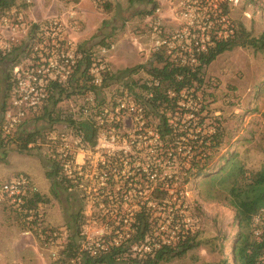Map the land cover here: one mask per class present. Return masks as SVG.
I'll return each instance as SVG.
<instances>
[{
	"label": "trees",
	"instance_id": "trees-1",
	"mask_svg": "<svg viewBox=\"0 0 264 264\" xmlns=\"http://www.w3.org/2000/svg\"><path fill=\"white\" fill-rule=\"evenodd\" d=\"M136 2L151 7L136 12L134 16L151 17L157 10V3L153 0H128V6L132 7ZM14 5L15 0H0V13ZM104 8L107 10V5ZM222 13H227L225 8ZM39 26L34 25L33 28L38 29ZM200 30L203 34L198 32V40L208 33L210 43H198L196 46L192 43V54L181 53V57L172 58V52L168 53L166 45H162L150 55L146 64L115 73L102 70L100 84H95L90 75L92 62L89 57L79 59L73 75L65 83H48L47 96L38 106L41 113L29 110L30 116L27 117V113L9 133L3 130L4 114L8 101L16 92L17 76L21 77L26 71L19 67V56L23 54L26 58L30 46L21 42L10 51L0 50V63L10 64L6 71L1 72L0 148L10 142L19 152H29L46 144V134L37 129L27 131L22 128L29 118L37 121L48 119L50 125L62 123L83 146L95 148L100 128V119L97 118L105 105V99L100 98L101 91L113 81L122 82V88L117 90L118 98L134 101L141 112L137 124L141 138L150 131L154 135L150 143L148 137L145 141L137 138L133 155L121 151L114 156H106L103 164L96 168L103 176L101 185L100 182L93 184L91 180H84L83 175L76 172L66 175L55 153L45 175L56 191L77 190L81 206L62 226L66 238L51 264H160L184 256L199 245L197 231L184 228L181 221L184 213L190 212L185 187L192 179L201 176L207 178L205 183L209 187L216 188L214 195L209 192L207 197L222 200L233 209L238 229L232 239L231 260L225 258L219 264H264V160L257 170L251 171L240 163L236 154H220L226 133L208 109V95L200 89L204 85V69L217 56L236 46L264 52V34L258 39H249L241 29L226 39L217 38L219 29L215 22L200 26ZM110 36L112 33L100 41L106 48L109 45L103 42ZM15 67L19 68L18 73L13 72ZM138 70H143L149 79L144 82L130 80ZM77 74L87 78L89 86L85 91H80L77 81L72 79ZM77 93L93 96V105L81 106L78 117L70 114L53 116V111H48V104L54 107L62 99ZM206 119L217 121V126L212 132L207 129L209 132L203 134ZM4 202L26 222V228L39 243L54 239L53 234L58 229L50 228L44 222L45 205L49 203L47 196L38 191L29 193L23 206L26 212L6 200ZM89 203L96 208L102 206L93 216L107 227L98 246H89L83 235L84 212ZM112 239L117 242L107 244ZM146 246L149 252H143V249L140 253L133 251Z\"/></svg>",
	"mask_w": 264,
	"mask_h": 264
},
{
	"label": "rangeland",
	"instance_id": "rangeland-1",
	"mask_svg": "<svg viewBox=\"0 0 264 264\" xmlns=\"http://www.w3.org/2000/svg\"><path fill=\"white\" fill-rule=\"evenodd\" d=\"M153 1L157 3V10L153 16L145 17L134 14L146 11L151 6L136 2L130 7L128 0H15L10 10L0 13V50L10 51L21 42L27 43L30 46L29 55L26 58H23V54L19 56V67L23 71L44 64L50 57L48 55L58 50L71 54L72 75L76 61L85 56L91 60V68L101 67V71L115 73L146 64L158 47L160 37L176 32L185 33L187 19L192 21L194 31L205 23L203 14L213 12L211 5H214V9L220 8L218 14L225 8L227 13L221 15L227 17L229 29L233 32L243 29L249 39H258L264 34V0H237L230 5L224 0ZM104 5H107V10ZM184 14H187V18H184ZM54 22L58 25L55 30L51 28ZM13 25H18L16 31L10 29ZM34 25L40 26L34 29ZM156 27H159L161 34L156 32ZM111 33L112 36L103 42L109 45L106 48L100 41ZM9 65L0 63V111L1 72L6 71ZM83 77L77 74L72 78L74 82L77 81L80 91H85L89 86L87 78ZM129 79L144 82L149 77L143 70H138ZM203 79L204 85L200 89L208 95V109L226 133L220 154H236L247 169L257 170L264 160V52L236 46L217 56L204 69ZM121 88L122 82L113 81L101 91L100 98L105 99V105L99 110V113H103L99 120L98 144L93 150L79 151L77 161L80 165L84 166L86 161L96 165L106 153L128 151V140L132 141L138 134L132 117L124 112L120 115L118 108H115L119 97L117 90ZM199 99L202 100L201 95ZM92 100L90 93H77L62 99L54 107L48 104V111H53V116L70 114L78 117L80 107L93 105ZM11 101L12 97L6 111L14 114L16 109ZM31 111L41 113L42 109L38 110L37 107ZM29 112L27 117L30 116ZM216 122L206 119L203 134L209 132L207 129L212 132L217 126ZM22 128L27 131L37 129L46 134V144L29 152H19L10 142L0 148V185L19 173L27 175L37 191L49 198L44 209V222L50 228H57L58 232L52 241L39 243L26 228V222L0 198V264H51L66 238L62 226L80 208L81 199L77 190L56 191L45 172L60 147L62 137H66L70 145L76 138L64 124L50 125L48 119L37 121L29 118ZM94 174L98 178L96 172ZM206 180L201 176L192 179L185 187L186 203L190 207V212L185 214V223L192 227V231H197L199 245L180 258L160 264H219L225 258L231 260L232 239L238 231L234 211L226 202L207 197V193L213 194L216 188L209 187ZM91 211L90 207L85 208L86 221L83 226L84 235L89 241L102 234L100 224L90 219ZM39 238L44 240L42 236Z\"/></svg>",
	"mask_w": 264,
	"mask_h": 264
},
{
	"label": "built area",
	"instance_id": "built-area-1",
	"mask_svg": "<svg viewBox=\"0 0 264 264\" xmlns=\"http://www.w3.org/2000/svg\"><path fill=\"white\" fill-rule=\"evenodd\" d=\"M224 2L227 5H230V3L235 4L237 0H224ZM218 9L219 8L214 9V5H211V10L213 12L206 11L203 14V16L205 17V23L200 24L199 27L196 28L194 31H193L192 21H190V19H187L185 33L176 32L175 34H170L160 37V40L157 41L158 47H156V49H158L162 45H166L168 53L172 52V56H171L172 58L181 57V53H186L189 55L192 54V46H191L192 43L194 44V46H196L198 43H200L201 45L210 43V37L208 33L203 37L201 36V39L198 40V32L200 31L203 34V30H200V26H203L206 23H208V25H211L212 23L215 22L218 25L219 30L216 32L217 38H222V39L228 38L230 35L233 34V31L232 29H229L231 27L229 25L227 17H225L224 15H219ZM183 16L184 18H187V14H184ZM209 17H211L212 20H209ZM4 22L6 23L7 21L4 20ZM51 25L53 26L51 27L53 30L57 29L58 25L56 22L52 23ZM17 28L18 25H13L10 29L12 31H16ZM224 28L226 29L228 28L227 31L224 30ZM155 30L157 33L161 34L160 32L161 30L159 29V27H156ZM201 47L203 49V46ZM48 56L50 57L47 58L44 64L35 65L33 69L26 70L25 74H23L21 77L20 76L18 77L16 93H15L17 96H15L11 101V105L15 107L16 111L14 114H12L8 110L5 111L4 124H3V130L5 131V133H9L13 131L14 128L22 121V119H24L27 111L35 110L41 103H43V100L47 96V86L49 82L57 81L58 83H65L68 80V78L71 77L72 74L70 73V69L73 61L70 53L66 51L57 50L55 53L51 52ZM18 72H19V68L15 67L14 73H18ZM89 72L93 76L94 83L100 84L101 67L90 68ZM116 103L117 104L115 108H118L120 115H122L123 112L127 113L130 117H132V120H134L135 122V128L138 134H136V137L132 141L128 140L127 146L129 150L128 151L119 150L113 153H106L103 155V159L101 161H98L96 165H91L90 161H86L85 165L83 166L80 165V163L77 161V156L79 154V151L82 152L89 149L93 150L97 147V145L95 148L85 147L80 143V139H78L77 137H75L76 140L74 141L73 145H70V142H68L66 137L63 136L61 139L60 147L57 150L56 157L62 167L63 172L66 175L70 176L73 172H76L79 176L83 175L84 180H91L93 184H95L96 182H100L101 185V181H103V176H101V172L97 171L96 168L99 164H103L106 156H114L115 153L121 151L123 153L133 155L132 149H134L135 147V141L137 138L138 139L141 138V135H139V133L141 132L137 128L138 121L141 118V112L140 110H137V106L135 102L132 100H121L118 98ZM102 113H100V115ZM100 115L97 119H100ZM150 133L153 134L152 131L148 132L146 137L141 138V141H145V139L148 137L149 139L147 141L150 143V141L152 140L151 137L154 136V135L149 136ZM97 144H98V138H97ZM127 154H125V156ZM124 160H125L124 162L127 161L126 159ZM94 172H96L97 174L96 177L98 178L94 177L95 176ZM93 178L95 179V182L93 181ZM35 192H37L36 186L31 182L29 177L24 175L14 176L9 180L4 181L0 185V198L6 200L10 204L15 205L23 212H26L23 206L25 204V201L29 193H35ZM87 207H90V210H92L90 219L100 224V222H98V220L93 216V213H96L98 209L102 208V206L96 208L94 207V204L89 203L85 208ZM85 213L86 212H84V215ZM185 214L186 213H184V217L181 218L184 228L192 229L190 225L185 223V218H186ZM256 221H258V218H256ZM104 225L105 224L102 225L100 224L102 229L101 236L96 237L91 241H89L86 238L83 231V235L85 236L86 241H88L89 246L92 245L98 246V244L100 243V238L103 235H105V231L107 227L106 225L105 226ZM56 234H57L56 232L53 234L54 238ZM116 242L117 241L115 239H112L111 241H107V244H113ZM142 249L143 252H149L148 246L144 248L143 247L134 248L133 251L140 253Z\"/></svg>",
	"mask_w": 264,
	"mask_h": 264
}]
</instances>
